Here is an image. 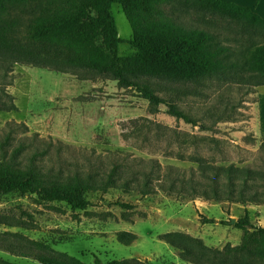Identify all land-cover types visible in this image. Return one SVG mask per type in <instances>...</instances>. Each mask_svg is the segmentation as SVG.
<instances>
[{"label":"rangeland","instance_id":"rangeland-1","mask_svg":"<svg viewBox=\"0 0 264 264\" xmlns=\"http://www.w3.org/2000/svg\"><path fill=\"white\" fill-rule=\"evenodd\" d=\"M221 8L204 10L192 0H176L162 10L220 34L238 55L249 54L254 44L264 46V25L259 20ZM111 11L122 40L120 56H131L132 27L119 3ZM236 20L246 27L237 36ZM6 58L14 63L0 62V136L6 133V123L24 124L29 131L18 128L16 145L33 133L54 145L60 143L62 152L55 146L45 158L47 170L102 177L120 165V184L143 182L144 174L149 173L156 187L148 195L123 188L90 192V206L84 211L60 202L43 203L35 195H0V214L22 224L0 225L1 233L22 236L8 239L40 241L85 264H94L97 258L103 263L137 258L145 264H192L181 260L179 251L160 237L183 232L202 239L208 247L223 249L241 243L243 231L235 223L245 210L250 211L253 224L264 226V205L182 199L161 187L168 166L190 173L200 163L208 168L249 169L254 177L248 178V191L264 192V78L260 75L243 72L174 80L129 74L149 82L165 102L176 104L195 120L193 124L171 115L166 105H151L139 91L120 87L111 74L81 67L63 70L56 62L41 66ZM208 219L214 222L206 223ZM120 232L138 238L126 245L118 240ZM0 259L38 263L33 257L1 249Z\"/></svg>","mask_w":264,"mask_h":264},{"label":"trees","instance_id":"trees-1","mask_svg":"<svg viewBox=\"0 0 264 264\" xmlns=\"http://www.w3.org/2000/svg\"><path fill=\"white\" fill-rule=\"evenodd\" d=\"M176 0H0V62L4 65L25 62L46 66L59 63L63 70L81 67L111 74L118 85L134 89L151 105H166L171 115L188 123L196 121L179 110L176 104L165 102L146 81L132 79L129 74H143L168 79L237 76L243 72L264 78V46L254 44L249 54L238 55L225 44L221 35L198 27L186 20L163 12L164 5ZM204 10H235V16L247 14L264 25V19L250 8L222 0H192ZM119 3L132 27L129 41L134 53L122 57L116 21L111 8ZM235 35L245 33L246 27L236 20ZM241 37V36H240ZM247 49V48H246ZM244 49V51H246ZM264 84V80L261 82ZM14 109V108H11ZM24 124L6 123V133L0 136V195L19 193L35 195L43 203L60 202L72 210L84 211L90 206V192L106 193L111 188L151 194L155 183L151 174H144L143 182L119 183L121 166L100 174H65L45 169V158L53 147L62 152L59 142L53 144L36 133L25 135L15 144L17 130ZM27 131L29 128L24 126ZM1 132V131H0ZM196 162V161H195ZM198 164V162H196ZM161 168V165L158 164ZM187 175L189 178H187ZM134 177V181H138ZM251 170L234 166L206 167L199 163L191 172L168 166L161 187L170 195L182 199L202 197L209 201H230L242 205H264V192H249ZM159 183V182H158ZM157 185V184H156ZM226 187V190H223ZM264 191V190H263ZM125 207V204H119ZM206 223L214 220H205ZM0 225L21 226L20 220L0 214ZM235 227L243 231L239 245L227 244L223 249L208 247L202 239L183 232L167 233L160 239L179 251V257L192 264H264V226L253 224L249 210H245ZM0 232V249L33 257L37 264H85L76 257L56 252L40 241L16 242ZM118 240L130 245L137 240L134 233L120 232ZM0 264H14L0 259ZM94 264H145L128 258Z\"/></svg>","mask_w":264,"mask_h":264},{"label":"crops","instance_id":"crops-1","mask_svg":"<svg viewBox=\"0 0 264 264\" xmlns=\"http://www.w3.org/2000/svg\"><path fill=\"white\" fill-rule=\"evenodd\" d=\"M222 1L231 2L242 7L250 8L254 13L258 14L262 19H264V0H249V1L222 0Z\"/></svg>","mask_w":264,"mask_h":264},{"label":"bare ground","instance_id":"bare-ground-1","mask_svg":"<svg viewBox=\"0 0 264 264\" xmlns=\"http://www.w3.org/2000/svg\"><path fill=\"white\" fill-rule=\"evenodd\" d=\"M238 1H249V0H238Z\"/></svg>","mask_w":264,"mask_h":264},{"label":"water","instance_id":"water-1","mask_svg":"<svg viewBox=\"0 0 264 264\" xmlns=\"http://www.w3.org/2000/svg\"><path fill=\"white\" fill-rule=\"evenodd\" d=\"M235 221H233V223H234Z\"/></svg>","mask_w":264,"mask_h":264}]
</instances>
